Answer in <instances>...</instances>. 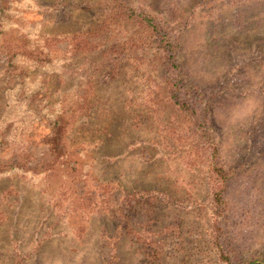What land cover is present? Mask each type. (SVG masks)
I'll return each instance as SVG.
<instances>
[{"label":"rangeland","instance_id":"1","mask_svg":"<svg viewBox=\"0 0 264 264\" xmlns=\"http://www.w3.org/2000/svg\"><path fill=\"white\" fill-rule=\"evenodd\" d=\"M0 264H264V0H0Z\"/></svg>","mask_w":264,"mask_h":264},{"label":"trees","instance_id":"2","mask_svg":"<svg viewBox=\"0 0 264 264\" xmlns=\"http://www.w3.org/2000/svg\"><path fill=\"white\" fill-rule=\"evenodd\" d=\"M65 102L67 100H63L62 104H64L60 110V115L57 116L56 122L52 128V134L50 135V139L48 140L49 144L52 146L53 151L58 153L59 158L62 154L65 155L66 148H68V130L67 127L70 124V118L67 112V106H65Z\"/></svg>","mask_w":264,"mask_h":264}]
</instances>
